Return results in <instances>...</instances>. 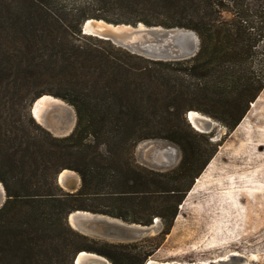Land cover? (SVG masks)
<instances>
[{
  "label": "trees",
  "instance_id": "16d2710c",
  "mask_svg": "<svg viewBox=\"0 0 264 264\" xmlns=\"http://www.w3.org/2000/svg\"><path fill=\"white\" fill-rule=\"evenodd\" d=\"M111 8L129 11L130 18H108L104 12ZM139 13L165 20L137 18ZM90 19L114 25L136 27L143 22L150 27L192 30L200 38V50L186 61H151L84 34L82 26ZM18 22L24 23L25 35L14 44L6 36L10 30L22 33ZM87 40L109 44L112 52L83 44ZM120 54L142 64L126 62ZM15 60L28 69L14 73L10 67ZM51 78L67 83L72 99L47 90L38 92L35 100L51 94L74 106L77 124L70 136L55 137L33 118L32 123L46 134L44 138L24 126H11L7 113L0 111V181L7 196L5 206L0 208V262L12 257L20 264H74L77 255L85 251L103 256L112 264H146L160 248L155 241L171 233L184 196L218 147L209 142L212 150L203 161L206 150L189 142L183 130L186 126L199 135L183 116V105L190 103V112L209 116L234 131L254 103L252 115L261 114L258 120L264 122V0H0L1 85L8 83L9 91L14 80L26 79L32 86H39ZM151 138L175 143L185 153L173 174L147 171L151 177L143 176L138 173L140 168L136 171L115 160L119 153L133 151ZM90 139L102 146L113 145L114 156L105 157L97 145L85 144ZM260 141L258 146L264 147V138ZM82 147H86L89 160L86 158L84 165L74 164L79 153L76 150ZM262 159L264 151L260 149L239 157L240 174L226 179L215 191L203 193L207 194L205 231L228 236L230 228H244L257 221L264 208V188L253 185L254 175L241 172ZM68 169L81 178L76 193L59 186L58 177ZM117 171L128 173L125 183L132 192L126 195L131 198L112 190ZM202 178L188 200L203 192ZM171 182L188 186L182 194L176 186L160 187ZM134 187L145 188L135 191ZM126 202L148 217L129 219L117 212V206ZM76 211L143 226L153 225L159 216L163 230L149 246L148 241H97L69 225L68 217ZM144 247L148 252L142 251Z\"/></svg>",
  "mask_w": 264,
  "mask_h": 264
},
{
  "label": "rangeland",
  "instance_id": "374dc122",
  "mask_svg": "<svg viewBox=\"0 0 264 264\" xmlns=\"http://www.w3.org/2000/svg\"><path fill=\"white\" fill-rule=\"evenodd\" d=\"M76 1L78 2L81 0H76ZM104 14H106V16L112 20L130 18L129 11L123 8L122 10L111 8L108 9L106 12H104ZM155 17H158L161 20H165V18L162 16L151 15V14L141 15L140 13L138 14L137 18H146L148 20L154 21L153 18ZM103 21L110 24L111 23L114 24V22H108L106 20ZM22 24L24 26L23 22H18V26H17L19 30L22 29V33L17 34L14 33L13 30H10L9 31L10 34L8 35V38L6 36V39L8 41L14 44L20 43V41L23 39L25 35L24 33L25 28H23ZM141 24L147 26L143 22ZM153 26L164 27L161 25H153ZM82 42L87 46L90 47L98 46L100 48L106 49L107 52H112V48L110 47L109 44H105V43L101 44L96 41H88V40ZM82 42H79V44ZM120 55L122 59L126 62H129L131 64H139V65L142 64V62L139 60L132 59L123 54ZM10 68H12V71L16 74L22 73L26 71V69H28L26 65L20 66L17 60L11 63ZM47 71L50 75H52L53 72L50 68H47ZM14 82L15 80L12 81V83H10V89L8 91L6 89V84L8 83H4L3 85H1V81H0V111H5L7 113L5 116L6 118L8 117L9 120L11 121L10 122L11 126L14 125H16L17 127L24 126L27 130L31 131L33 134L34 132L35 134L39 133L42 135V137L47 138L46 134H43L41 131H39L36 125L32 123L31 120L33 119V117L31 114V107L33 103L36 101L35 99L37 93L45 92L47 90H51L55 93H58L60 95L66 96L69 99H72L73 93L71 92L69 85L67 83H60L59 81H56L53 78L49 79L45 83H41L39 86H32L31 85L32 83H30L26 79L17 81L16 83ZM15 84H17V87H15ZM263 93L264 91L261 93V95H263ZM46 95L54 96L51 94H46ZM261 95L259 96V98L261 97ZM54 97L61 99L62 101H64V103L68 105V107H66L68 114L67 113L63 114L64 116H60V118L62 121L70 123L71 124L70 126H73L74 125V120H72L73 113L71 112L70 107H72L75 110L74 106L71 103L64 100L63 98L57 96ZM189 106L190 103H186L183 105V116L190 124L187 118L190 112L188 109ZM252 113H253V104L251 105V109L247 113L246 117L243 119V121L234 131H230L222 123L218 122L213 118L212 119L216 122V125L212 130V132L209 134H203L198 132L190 124L191 127L195 130V132L199 134L196 135L194 133H191L190 130L186 128V126L183 127L182 125L186 137L188 138V141L197 144L201 146L202 149L206 150L207 153H205V156L203 157V161L206 162L208 160V155H210V151L212 150V147L210 146L209 142H214V144H217L218 147L215 155L209 161L204 172L201 174V176L198 179L195 180V182L193 183L187 194L184 196L183 202L179 206V213L171 233L168 236L164 237L162 240L160 239L159 241H155L160 243V248L154 253V255L149 260H155L161 263L174 262L178 264H204V263H210L212 261H218L219 262L218 264H264V208L261 210L260 215L257 218V221L252 222L251 224H249L247 227L244 228L242 227H238L235 229L230 228V232L228 236H222L220 235V233L211 234L208 231H205L204 229V226L206 224L205 211H206L207 194H203V193L206 192L211 193L215 191L221 185L224 184V181H226V179H231L235 177L237 174H240L238 171L241 170L239 168L241 165L237 164L236 159H238L243 155H249L252 152H256V150L258 149L264 151V147L258 146V144L261 143L260 140L264 138V122L258 120L261 114L258 113L257 115L253 116ZM238 129L239 131L241 130V133L240 132L238 133ZM120 138H123V136ZM149 140H157V139L154 138L147 139V141ZM85 144L97 145L99 148V152L103 154L105 157H109V156L113 157L116 149L115 147H113V145L102 146L101 142L95 141L94 139H90L89 142H86ZM172 144H174L178 150L179 162L175 167L171 169L155 170L147 165H144L139 160L140 155L137 154V147L133 151L129 149L124 150L123 152L116 155L115 160L119 163V165H124L125 163L129 164V166L136 171L138 170V168H140V170H138V173L143 176L151 175L147 171L162 173V174H173V172L182 163V160L185 157V153L182 151L179 145L175 143ZM85 150L86 147H82L76 150L79 153H77L73 159L74 164L77 165L85 164V162L88 159ZM160 151L157 153L149 152L147 153V155L150 156L155 155L156 157H158V159H161L162 151L161 152ZM241 173L244 174L251 173L252 175H254L253 185L255 187H259L260 189L264 188V159L254 164L253 167L250 168L249 170ZM116 175H117L116 187L115 188L113 187L112 190L114 192H123L125 194L124 196H122V194H116L122 196L123 198H131L130 195H126L129 194L128 192H132V187H129L125 183V180L129 178L128 173L121 174L119 171H117ZM201 177H203L200 183L204 188L203 192L199 194L196 198L188 200L190 192L196 186L197 181ZM59 186L65 192L68 193H76L79 191L81 187L80 185L79 188H77V190L69 191L65 189L61 184H59ZM170 186H176L177 188H180V190H183L180 192L182 194V192L186 190V186H188V184H179L172 182L170 184L167 183L160 184L161 188H168ZM144 188L145 187H136L135 191H141L144 190ZM5 204H6V200L4 197L3 203L0 205V208H3ZM89 204H91V202H89L88 205ZM108 204L109 203H105V205ZM118 206L116 210L117 209L120 210L117 212H122V214H124V216L128 217L129 219L146 218V216L148 217V215H146L143 211L135 210L132 207V205H130L129 202L123 203ZM183 207H185V209H183ZM154 224L155 225L158 224L157 226L160 228V232L158 234L149 236L136 243L148 241L147 246L153 244V242L151 241H153V239H157L163 230L162 221L159 216H156L154 218ZM88 238L97 241H102L91 237ZM104 242H108V241H104ZM125 244H135V243H125ZM142 251L145 253L148 252V249H145L144 247ZM144 253L141 254H143L144 256ZM234 253L238 255L236 256V258H234L235 256ZM109 262L112 264L110 260ZM0 264H20V263L17 259H14L12 257H6L4 258V261L0 262Z\"/></svg>",
  "mask_w": 264,
  "mask_h": 264
},
{
  "label": "water",
  "instance_id": "95a60500",
  "mask_svg": "<svg viewBox=\"0 0 264 264\" xmlns=\"http://www.w3.org/2000/svg\"><path fill=\"white\" fill-rule=\"evenodd\" d=\"M96 23H104L107 26L114 28L128 27L133 31L132 33L124 31L122 33L95 34L94 31L91 30V26ZM82 31L84 34L93 35L100 39L110 41L114 45L121 47L132 54L153 61H186L194 58L200 50V38L197 33L192 30L181 28L167 29L164 27H147L144 24H139L134 27L132 25H114L103 20L90 19L83 24ZM42 97L38 98L31 107V114L33 118L56 137L62 138L70 136L77 124V115L75 110L70 107L71 112L73 113L72 120H74V125L70 126V123L61 120L60 116H62V114H60L57 109H53V107L47 110L41 109L40 101ZM41 110L43 116L42 122L38 120L37 116L38 112ZM187 118L192 127L203 134L211 133L216 125V122L212 118L203 114L200 118L193 120L189 113ZM165 142L172 144L171 142L165 140L145 141L138 145L137 154L144 155L149 152L157 153L160 151L159 145ZM152 156H154L152 157L154 160L152 162L160 164V159H158L155 155ZM147 166L155 170H160V168L155 165L148 164ZM58 182L61 184L59 177ZM80 185L81 178L79 177V185L77 188H79ZM77 188L74 189L70 187L69 191H75ZM4 194L5 200H7L6 191ZM68 223L75 231L82 235L102 241H108L114 244L136 243L160 232V228L155 224L151 226H143L135 223H127L118 218L101 214H93L86 211H76L75 213H71L68 217ZM95 255L103 257L98 254ZM78 258L79 254L75 258L74 264H78ZM98 260L101 261L98 258H92V260L86 262L85 264H96ZM109 264L111 263L109 262ZM146 264H149V261H147Z\"/></svg>",
  "mask_w": 264,
  "mask_h": 264
},
{
  "label": "bare ground",
  "instance_id": "6f19581e",
  "mask_svg": "<svg viewBox=\"0 0 264 264\" xmlns=\"http://www.w3.org/2000/svg\"><path fill=\"white\" fill-rule=\"evenodd\" d=\"M91 30L94 31L95 34L96 33H98V34L122 33L124 31L127 33H132V31H133V30H130V28H128V27L127 28H121V27L114 28L111 26H107L104 23H96L94 25L92 24ZM86 35H88V34H86ZM91 36H93V35H91ZM40 107L42 110H47V109L53 107V109H57V111L60 112V114H62V116H64L63 114L67 113L66 107H68V105L66 103H64V101H62L61 99L55 98V97L50 96V95H45L41 98ZM42 110L40 112H38V114H37L38 120L40 122L43 121ZM189 113H190V116L193 120H196L197 118H200L202 116V114H200L199 112H196V111H191ZM65 121H66V119H65ZM143 142H145V141H143ZM143 142H141L140 144H142ZM159 148L162 151V158L160 159V164L157 165L156 163L152 162V161H154L152 158V155L150 156L147 154H144V155L141 154L142 157L140 155V160L142 161V163L144 165L150 164V165L158 166L160 168V170L171 169V168L175 167L177 165V163L179 162V154H178V150H177L176 146H174L173 144H169V143L165 142V143H161L159 145ZM59 178H60L61 185L65 189L69 190L72 183H73L74 188L78 187V185H79V175L74 171L64 170L60 174ZM4 193H5V189L2 185V183L0 182V205L3 203ZM234 254H235L234 258H236V256H238V255L236 253H234ZM92 258H98L101 260V261L98 260L96 264H109L108 260L105 259L104 257H98L97 255L89 254L88 252H80L79 253L78 264H85L86 262L92 260ZM218 263H219L218 261H212L210 263H204V264H218ZM149 264H178V263H174V262L161 263V262H158L155 260H150Z\"/></svg>",
  "mask_w": 264,
  "mask_h": 264
},
{
  "label": "crops",
  "instance_id": "0c3cea01",
  "mask_svg": "<svg viewBox=\"0 0 264 264\" xmlns=\"http://www.w3.org/2000/svg\"><path fill=\"white\" fill-rule=\"evenodd\" d=\"M79 177H80V176H79ZM72 187L74 188L73 183L71 184V188H72ZM76 188H77V187H76Z\"/></svg>",
  "mask_w": 264,
  "mask_h": 264
}]
</instances>
